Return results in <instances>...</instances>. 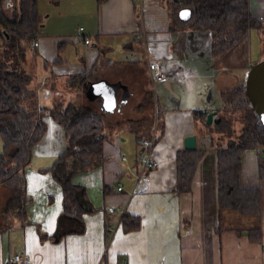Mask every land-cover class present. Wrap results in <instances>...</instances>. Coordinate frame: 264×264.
Returning <instances> with one entry per match:
<instances>
[{"label":"crops","instance_id":"1","mask_svg":"<svg viewBox=\"0 0 264 264\" xmlns=\"http://www.w3.org/2000/svg\"><path fill=\"white\" fill-rule=\"evenodd\" d=\"M7 1L4 9L11 16L15 5ZM173 1L40 0L42 24L35 36L39 46L31 44L42 78L39 103L88 107L105 120L102 164L73 178L75 185L86 188L87 201L96 212L83 215L84 233L55 237L64 209L63 189L45 170L66 151L68 137L64 127L46 115V133L33 147L25 173L32 199L27 219H5L2 210L8 198L0 204V264L16 254L28 255L32 264H264V148L243 152L238 178L242 189L259 192V217L222 212L215 147L225 145L227 137L208 127L223 115L219 110L224 94L264 61V49L252 40L264 36V0H250L251 12L262 26L249 30L220 58L211 56L208 33L176 27ZM82 34L91 44L84 43ZM178 45L186 53L183 59L177 57ZM33 50L28 52L31 61ZM193 53L209 57L207 74L201 71L200 76L190 62ZM151 60L159 64L165 81L152 80ZM91 70L92 81L117 85L115 111L107 112L102 98L90 99L82 88H69L70 75ZM51 78L53 87L46 85ZM144 104L150 106L148 113L141 111ZM197 111L206 119H196ZM212 112L216 114L209 125ZM234 129L238 136L243 124L237 122ZM192 135L203 155L191 190L176 192L177 153L186 149L185 139ZM139 136L155 139L159 167L149 173L147 191L132 195L143 151ZM124 216L137 220L139 227L126 230Z\"/></svg>","mask_w":264,"mask_h":264},{"label":"trees","instance_id":"2","mask_svg":"<svg viewBox=\"0 0 264 264\" xmlns=\"http://www.w3.org/2000/svg\"><path fill=\"white\" fill-rule=\"evenodd\" d=\"M5 1L0 0V38L3 40L0 45V138L3 142L0 187L9 190L10 194L2 215L5 219H27L32 199L27 196L26 168L30 164L33 147L46 133L44 117L50 115L64 127L68 137L66 151L58 156L51 168L45 170L63 189L64 209L58 219L55 237L61 239L71 234H82L85 231L83 215L96 210L87 201L86 188L75 185L73 178L102 164L105 120L88 107L64 106L59 101L51 107L39 103L37 90L42 78L37 72V54L31 49V42L42 24L40 0H14L16 5L11 16L5 12ZM170 5L176 8V27L186 26V29L208 33L213 58L222 57L249 30L262 26L251 12L250 0H175ZM182 9L192 12L188 21L180 18ZM30 50H33V61L28 59ZM43 68H47L45 61ZM94 76L93 70L70 75L67 83L71 89L78 87L87 92ZM248 78L224 94L223 108L219 110L223 115L208 127L227 137L225 145L215 147L219 154L221 211L259 217V192L242 189L238 181L243 152L264 148V122L249 93ZM54 80L51 78L46 85L53 87ZM195 116L201 121L206 119V114L201 111H197ZM237 122L243 124L238 136L234 134ZM141 139L139 136V142ZM202 155L203 151L187 148L177 153L176 192L191 190ZM261 177L264 179V163L261 165ZM124 219L126 230L139 227L137 220L125 216ZM129 220H132L131 225L127 226Z\"/></svg>","mask_w":264,"mask_h":264},{"label":"water","instance_id":"3","mask_svg":"<svg viewBox=\"0 0 264 264\" xmlns=\"http://www.w3.org/2000/svg\"><path fill=\"white\" fill-rule=\"evenodd\" d=\"M187 13V16L183 15ZM180 18L188 21L192 12L190 9H182L179 13ZM248 90L258 107L261 118L264 122V61L253 68L248 78ZM117 85L107 80H93L88 85L87 95L90 99L102 98L103 108L107 112H113L118 106ZM216 112L208 114L207 123L211 125ZM185 148L197 149V137L192 135L185 139Z\"/></svg>","mask_w":264,"mask_h":264},{"label":"built area","instance_id":"4","mask_svg":"<svg viewBox=\"0 0 264 264\" xmlns=\"http://www.w3.org/2000/svg\"><path fill=\"white\" fill-rule=\"evenodd\" d=\"M8 6L16 5V1L8 0ZM84 28H80V32H83ZM143 34V33H142ZM81 37L84 40L85 44H91V38L88 36ZM35 46H38V41H34ZM149 70L154 82L165 81L166 77L159 64L155 60L149 62ZM143 151L140 155V171L136 176V184L132 191V195L143 194L147 191L150 184L149 173L159 167V162L155 156V143H153L151 137L149 139L143 140L141 142ZM119 190H122V187H119ZM110 212L114 213L115 208L110 207ZM4 264H32L31 259L28 255L25 254H16L12 258L8 259ZM247 264V263H243Z\"/></svg>","mask_w":264,"mask_h":264},{"label":"rangeland","instance_id":"5","mask_svg":"<svg viewBox=\"0 0 264 264\" xmlns=\"http://www.w3.org/2000/svg\"><path fill=\"white\" fill-rule=\"evenodd\" d=\"M43 9V8H42ZM35 39V38H34ZM33 39V40H34ZM252 40H253V45L256 43V46L257 48H261V49H264V36H253L252 37ZM1 43H3V40L0 38V45ZM33 43V41H32ZM31 43V44H32ZM176 53H177V57L180 58V59H183L185 56H186V53H183L182 51V48L178 45L176 46ZM193 58H191V63L194 65V67L198 68L199 69V75L201 76V71L203 72H206V71H209L210 68L209 66L211 65V61L209 59L208 56L206 57H201L199 56V54H194L193 53ZM259 64V63H258ZM207 74V72L205 73ZM207 78V77H206ZM208 82L210 83L211 82V79H208ZM150 98H151V94L149 95ZM160 96V95H159ZM155 99H158V94H157V98L155 97ZM145 101V99H144ZM154 101L156 102V100H153L151 103H153V107L154 108ZM133 107L132 104L129 105V109H131ZM148 107L150 106H146L145 104L143 105V109L141 110L142 112H147V109ZM137 108V106H136ZM152 109V108H151ZM149 110V109H148ZM147 116V115H146ZM109 126H107L106 128V132L108 133L109 132ZM135 129V128H134ZM139 129V127H138ZM238 133V132H237ZM3 151V142H2V139L0 138V153ZM9 194H10V191L9 190H6L4 187H0V204L1 202L3 201L4 198H8L9 197ZM1 207V206H0Z\"/></svg>","mask_w":264,"mask_h":264},{"label":"bare ground","instance_id":"6","mask_svg":"<svg viewBox=\"0 0 264 264\" xmlns=\"http://www.w3.org/2000/svg\"><path fill=\"white\" fill-rule=\"evenodd\" d=\"M32 41H33L32 44H33V46H34L35 48L39 46V45H38V46H35V44H34V41H38L37 39H34V40H32ZM38 43H39V42H38ZM146 139H149V138H144V139H142V141H143V140H146ZM151 139H152L153 143H155V139H154V138H151ZM142 141H141V142H142Z\"/></svg>","mask_w":264,"mask_h":264},{"label":"snow or ice","instance_id":"7","mask_svg":"<svg viewBox=\"0 0 264 264\" xmlns=\"http://www.w3.org/2000/svg\"><path fill=\"white\" fill-rule=\"evenodd\" d=\"M183 15L187 16V13H184Z\"/></svg>","mask_w":264,"mask_h":264}]
</instances>
